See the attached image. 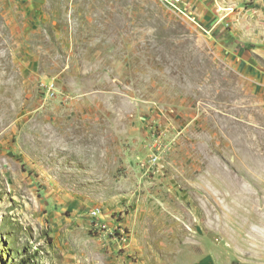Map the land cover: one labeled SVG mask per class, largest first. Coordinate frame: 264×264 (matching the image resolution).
Instances as JSON below:
<instances>
[{
	"label": "rangeland",
	"instance_id": "1",
	"mask_svg": "<svg viewBox=\"0 0 264 264\" xmlns=\"http://www.w3.org/2000/svg\"><path fill=\"white\" fill-rule=\"evenodd\" d=\"M0 264H264V0H0Z\"/></svg>",
	"mask_w": 264,
	"mask_h": 264
}]
</instances>
